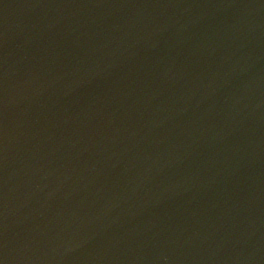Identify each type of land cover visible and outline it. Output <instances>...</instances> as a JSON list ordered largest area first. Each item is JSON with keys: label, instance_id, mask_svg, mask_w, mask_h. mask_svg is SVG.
Wrapping results in <instances>:
<instances>
[{"label": "water", "instance_id": "1", "mask_svg": "<svg viewBox=\"0 0 264 264\" xmlns=\"http://www.w3.org/2000/svg\"><path fill=\"white\" fill-rule=\"evenodd\" d=\"M0 264H264V0H0Z\"/></svg>", "mask_w": 264, "mask_h": 264}]
</instances>
